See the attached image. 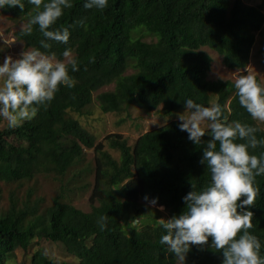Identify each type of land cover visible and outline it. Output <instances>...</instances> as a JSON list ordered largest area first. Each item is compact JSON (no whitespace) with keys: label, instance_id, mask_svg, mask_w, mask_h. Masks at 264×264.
Here are the masks:
<instances>
[{"label":"trees","instance_id":"1","mask_svg":"<svg viewBox=\"0 0 264 264\" xmlns=\"http://www.w3.org/2000/svg\"><path fill=\"white\" fill-rule=\"evenodd\" d=\"M244 1L108 0L106 8L97 10L85 9L84 0H72L73 6L51 26L69 27V41L51 42L48 51L63 60L65 48L70 49L72 58L66 65L73 86H61L31 120L0 130V183L21 185L40 175L50 176L61 183L59 195L39 213L40 200L32 199V190H26L21 202L9 191L7 209L0 213V264H8L17 250L26 253L42 239L62 244L79 264H175L159 243L161 225L154 221L136 230L123 226L141 214L139 200L145 194L159 197L167 218L186 210L181 198L191 184L200 190L210 182V173L199 163L208 137L193 144L175 119L145 132L131 146L120 135H108L104 141L118 152L117 161L71 114L81 115L92 103L93 93L113 85L95 98L104 114L126 113L132 106L149 113L161 106L162 113L171 116L184 109L187 98L205 105L214 99L229 120L256 127L257 139H264L263 128L239 105L234 82L208 79L212 58L202 50L215 52L231 71L245 69L256 39L264 50V0L257 6ZM22 2L23 10L7 4L1 9L26 18L15 38L26 49L39 47L43 37L38 26L25 34L35 7L28 0ZM144 35L155 41L144 42ZM127 70L133 72L125 74ZM11 138L18 144L9 142ZM85 150L95 155L88 212L64 200L91 171L88 164L82 166ZM251 151L259 156L264 144ZM256 183L259 192L249 231L261 241L264 254V174L256 177ZM105 215L107 226L101 230L98 220ZM186 259L187 264H220L222 257L207 247L193 246ZM28 264L57 263L35 250Z\"/></svg>","mask_w":264,"mask_h":264},{"label":"clouds","instance_id":"2","mask_svg":"<svg viewBox=\"0 0 264 264\" xmlns=\"http://www.w3.org/2000/svg\"><path fill=\"white\" fill-rule=\"evenodd\" d=\"M35 13L27 23L26 35L38 26L43 39L39 47L22 49L15 57L6 55L0 63V118L9 128L21 126L34 118L40 107H47L61 86L72 87L73 78L69 66L48 51L51 42L67 44L69 27L52 28L73 6L72 0H28ZM5 4L24 9L22 0H0ZM108 0H84L85 9L103 10ZM83 24V21H80ZM86 27V25H85ZM0 47V51H2ZM65 48L63 56H69ZM71 71H77L76 61L70 62ZM238 102L253 120L264 122V84L257 75L240 74L234 81ZM184 111L177 114V127L187 133V139L205 147L199 159L210 173V182L200 190L191 184V190L181 199L186 206L180 214L157 219L164 233L159 243L166 246L175 264H187V255L196 246L205 247L221 254L220 264H264L262 244L249 231L253 227L254 212L251 210L259 192L256 177L264 174V152L258 155L251 150L264 139L258 140V129L240 120H229L219 103L205 105L192 98L183 101ZM206 125V127H205ZM243 141V142H239ZM146 207H158L159 197H142ZM108 217L98 220L101 230L107 226ZM140 216L127 221L130 230L138 229Z\"/></svg>","mask_w":264,"mask_h":264},{"label":"rangeland","instance_id":"3","mask_svg":"<svg viewBox=\"0 0 264 264\" xmlns=\"http://www.w3.org/2000/svg\"><path fill=\"white\" fill-rule=\"evenodd\" d=\"M263 0H245L244 2L248 5L257 6ZM264 14V10H263ZM26 25V18L15 17L11 13H5L0 8V51L1 63L4 56L12 55L16 56L22 49L27 50L23 43L16 40L15 33L23 29ZM144 42H154L155 39L149 35H144L142 37ZM256 45H254L251 50L249 62L245 69L241 71L228 70L222 65L221 58L212 50L203 48L202 50L207 53L212 58V63L210 67V72L208 73L209 80H222V81H235V78L240 74H245V71L257 75L260 83L264 84V50L262 49L258 40H255ZM72 58V54L64 57L63 61L68 63ZM132 70H127L125 74L132 73ZM113 89V85L104 87L99 91L93 93L92 103L86 108L81 115L71 114V116L78 120V122L92 135L97 137L96 143H102L105 150H107L112 158L119 160L118 152L110 150L107 148L104 138L108 135H120L122 138L126 139L129 145H133L135 140L147 131L155 129L162 126L169 120L177 119V114L184 111L175 112L174 115L165 116L159 106L158 109L152 112H144L135 106L128 109L126 113H112L104 114L100 111L95 98L98 94L110 91ZM214 99L210 103H214ZM263 130L264 122L256 121ZM7 127L6 121L0 118V130ZM206 127V125H205ZM9 142L13 144H18L17 141L12 138ZM85 159L82 166L88 164L91 168L89 174L86 177L80 179L75 183L76 187H71L64 200L74 206L76 209L83 212H88L89 207V197L94 184V173L95 168V155L92 150H85ZM65 180V179H64ZM64 182V181H63ZM61 183L50 176H37L31 182H24L23 184H12L7 186L0 183V213L5 211L8 206L9 191L12 190L15 193V198L18 202H21L25 198L26 190L30 189L33 192L32 199L40 200L39 202V213L43 212L46 208L50 207L52 200L59 195ZM83 186L84 191L79 187ZM72 191V192H71ZM139 204L142 207L140 216V224L138 228L144 227L145 224L154 225V221L157 223V219L167 218L166 211H160L158 207H146L145 202L139 200ZM125 230L128 229L127 224L123 226ZM35 250H40L44 255L53 260L57 264H79L77 259L66 253L64 247L60 243H52L46 240H35L26 253L17 250L14 253L13 258L8 264H20L29 263V257Z\"/></svg>","mask_w":264,"mask_h":264}]
</instances>
